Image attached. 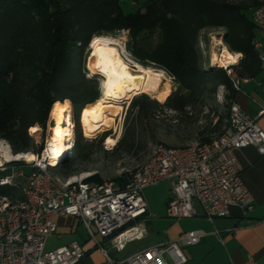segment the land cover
Returning <instances> with one entry per match:
<instances>
[{"label": "trees", "instance_id": "16d2710c", "mask_svg": "<svg viewBox=\"0 0 264 264\" xmlns=\"http://www.w3.org/2000/svg\"><path fill=\"white\" fill-rule=\"evenodd\" d=\"M261 3L144 0L136 7L128 0H0V138L16 151L27 149L28 127H43L54 102L66 98L80 127L82 109L95 102L99 92L75 58L81 57L94 36L122 30L129 33L127 49L136 62L164 70L177 84L163 105L183 111L203 101V93L211 92L210 83L225 86L230 102L236 90L229 76L220 67L203 68L199 42L207 41L206 30L224 29L229 49L242 54L239 73L249 74L260 64L253 47L258 29L251 10ZM155 33L158 42L151 45L145 35ZM148 104L137 99L132 106L148 112L157 102L149 100ZM221 121L220 117L217 123ZM78 134L72 149L82 158L89 144H82ZM70 162H60L54 169H66ZM6 173L0 171V175ZM85 180L102 181L98 175ZM10 194L16 191L0 187V196Z\"/></svg>", "mask_w": 264, "mask_h": 264}, {"label": "built area", "instance_id": "2783aa9c", "mask_svg": "<svg viewBox=\"0 0 264 264\" xmlns=\"http://www.w3.org/2000/svg\"><path fill=\"white\" fill-rule=\"evenodd\" d=\"M251 19L264 36V4L252 8ZM253 47L264 70L261 38L253 40ZM227 73L234 90H240L242 78L231 70ZM72 114L70 108L71 141L63 152L73 148ZM250 145L264 154V129L234 100L229 102L226 126L217 136L186 146L157 144L143 165L119 181L58 177L52 172L56 157L48 154L46 141L34 160L18 159L20 165L0 164V171L7 170L0 175V187L16 191V195L0 196V264H77L86 252L76 240L45 249L47 238L57 231V215L78 219L108 264H184L187 258L182 246L197 243L205 234L202 229L188 231L178 242L148 246L119 261L109 257L98 237L109 239L120 249L142 238L143 231L130 225L148 214L143 190L161 181L169 183L166 216L174 220L203 216L213 221L228 216L231 206L252 210L253 196L241 179L233 152Z\"/></svg>", "mask_w": 264, "mask_h": 264}, {"label": "rangeland", "instance_id": "374dc122", "mask_svg": "<svg viewBox=\"0 0 264 264\" xmlns=\"http://www.w3.org/2000/svg\"><path fill=\"white\" fill-rule=\"evenodd\" d=\"M130 2L136 7H139L143 4L144 0H128V3ZM261 4H264V0H262ZM259 33L260 32L258 31V35ZM204 35L206 36L207 41L199 42V47L202 53L203 68L220 67L225 71L227 76V70H231L234 73L236 71V66L238 65L237 63L231 64L229 67L224 66L227 67L225 69L224 67L213 63L210 57L212 50L217 51L218 49V40L230 50L223 40L224 29H208L205 31ZM97 36L111 38V44L108 46L113 49H118L121 58L126 61L131 68L133 64L138 63L134 60L127 49V41L129 39V33L127 30ZM145 40L151 43V45H155L158 42V36L156 33L151 37L145 35ZM89 54L90 43L81 54V57L76 56L75 60L76 62H80L83 66L85 78L94 80L97 83L100 97L102 77L99 74L91 73L88 69L87 59ZM141 66L157 69L158 73L162 76L160 88L163 89L164 84L167 83L169 87L168 92L164 93L162 99L152 97L147 93H139L131 95L130 99L122 100L119 104L118 102H113L112 105H110L112 112L109 117L108 127H104L97 131L92 137L87 136L86 126L84 125L82 116L81 123L79 120L80 127H77V121L74 114H72L74 124L73 145L79 135L78 132H80V142L82 144H89V147L87 148L88 151L82 158H77L73 149L71 152H63L59 163L69 160L71 161V164L66 169L53 168L52 172L54 174L61 178H87L92 175H98L102 181H117L116 178L120 179L124 174H130L143 165L151 154L153 147L157 144L186 146L195 143H203L205 138L211 139L221 133L226 126L229 114V101L225 97L228 90L225 86L210 83L208 88L211 92L203 93L202 102L191 103L185 107L183 111H178L163 105L166 98L177 88V84L174 82L173 78L164 70L153 66ZM137 99L147 106L149 105V100L155 101L157 104H151V108L148 112H141L137 106H132L133 102ZM62 101L69 102L73 113V105L70 99L66 98ZM93 103L85 105L82 109V114L83 111ZM70 108L68 110V115ZM51 110L52 107L43 127L39 124L32 125L37 127L35 132L30 131L32 126L28 127L27 131L29 138L25 141L27 149L16 151L2 138H0V143L7 145L12 154H24L28 152L33 154L37 152L39 153L44 147L45 142L48 140L49 127L54 124ZM220 117L222 118V121L221 123H217ZM109 136L115 138L116 142L114 145L106 148L105 142ZM19 162L21 161L17 159L6 162V164L20 165ZM28 171V169L25 170V172ZM19 182L22 183V185H25V180L23 178H20ZM82 228L83 226L81 225L80 229L82 230Z\"/></svg>", "mask_w": 264, "mask_h": 264}, {"label": "crops", "instance_id": "0c3cea01", "mask_svg": "<svg viewBox=\"0 0 264 264\" xmlns=\"http://www.w3.org/2000/svg\"><path fill=\"white\" fill-rule=\"evenodd\" d=\"M264 43L261 33L257 36ZM239 54V60L242 54ZM234 74L242 78L240 90L233 100L250 117H256L264 129V70L256 63L247 74ZM234 155L241 168V179L253 196L254 206L245 211L231 206L228 216L210 221L203 216L174 220L166 216V201L169 183L161 181L143 190L148 214L130 226L143 231V237L116 248L109 239L99 238L101 246L115 261L123 260L151 245L162 242H178L180 237L191 230L202 229L205 234L193 245L182 246L187 261L184 264H264V154L255 146L235 149ZM57 231L47 238L45 249L52 250L73 240L80 242L85 255L77 264H108L100 249L86 236L81 222L68 215H57ZM171 264V262H169Z\"/></svg>", "mask_w": 264, "mask_h": 264}, {"label": "bare ground", "instance_id": "6f19581e", "mask_svg": "<svg viewBox=\"0 0 264 264\" xmlns=\"http://www.w3.org/2000/svg\"><path fill=\"white\" fill-rule=\"evenodd\" d=\"M112 39L106 36H94L90 41V54L87 59V67L93 74H99L101 79L100 97L87 107L83 112V121L86 126L87 136L92 137L97 131L108 127L111 107L113 102L121 103L122 100L130 99L131 95L147 93L152 97L162 99L165 92H168V84L160 88L162 76L157 69L143 67L138 63L131 66L124 61L118 49L108 45ZM217 51L211 52V61L219 66H230L238 61L239 54L228 50L223 43L217 41ZM134 68V69H133ZM107 103V104H105ZM67 101L54 102L51 116L54 124L49 127L47 140V151L50 156L56 157L52 166L59 164L58 157L62 155L63 149L67 148L71 141V129ZM36 126L30 131L35 132ZM85 135V134H84ZM86 136V135H85ZM116 142L113 137L106 139V146H112ZM66 146V147H64ZM0 164L11 160L24 159L32 161L35 158L33 153L12 154L7 145L0 143ZM5 158V161H3Z\"/></svg>", "mask_w": 264, "mask_h": 264}, {"label": "water", "instance_id": "95a60500", "mask_svg": "<svg viewBox=\"0 0 264 264\" xmlns=\"http://www.w3.org/2000/svg\"><path fill=\"white\" fill-rule=\"evenodd\" d=\"M0 158H1V156H0Z\"/></svg>", "mask_w": 264, "mask_h": 264}]
</instances>
